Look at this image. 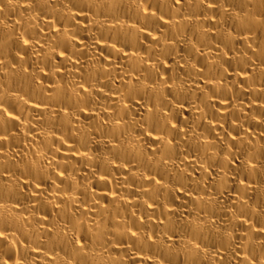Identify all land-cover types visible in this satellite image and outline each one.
Instances as JSON below:
<instances>
[{
  "label": "bare ground",
  "instance_id": "1",
  "mask_svg": "<svg viewBox=\"0 0 264 264\" xmlns=\"http://www.w3.org/2000/svg\"><path fill=\"white\" fill-rule=\"evenodd\" d=\"M0 264H264V0H0Z\"/></svg>",
  "mask_w": 264,
  "mask_h": 264
}]
</instances>
